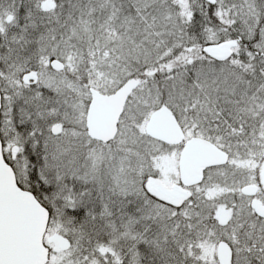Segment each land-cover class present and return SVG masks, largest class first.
Listing matches in <instances>:
<instances>
[{"label":"snow or ice","instance_id":"obj_1","mask_svg":"<svg viewBox=\"0 0 264 264\" xmlns=\"http://www.w3.org/2000/svg\"><path fill=\"white\" fill-rule=\"evenodd\" d=\"M0 264H264V0H0Z\"/></svg>","mask_w":264,"mask_h":264}]
</instances>
